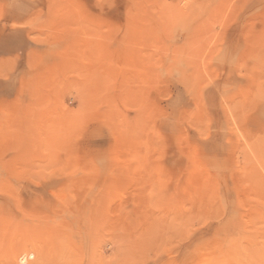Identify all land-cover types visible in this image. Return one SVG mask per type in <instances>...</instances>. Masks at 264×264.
<instances>
[{"label": "rangeland", "instance_id": "1", "mask_svg": "<svg viewBox=\"0 0 264 264\" xmlns=\"http://www.w3.org/2000/svg\"><path fill=\"white\" fill-rule=\"evenodd\" d=\"M263 170L264 0H0V264H264Z\"/></svg>", "mask_w": 264, "mask_h": 264}, {"label": "bare ground", "instance_id": "2", "mask_svg": "<svg viewBox=\"0 0 264 264\" xmlns=\"http://www.w3.org/2000/svg\"><path fill=\"white\" fill-rule=\"evenodd\" d=\"M262 165V164H261ZM252 167V166H251ZM254 167V166H253ZM264 171V170H263ZM263 175V174H262ZM258 177V176H257ZM261 179V178H260ZM263 179V178H262ZM250 180V179H249ZM258 182H257V184L259 183V180L258 179H256ZM251 181V180H250ZM264 181V180H263ZM263 181H260V182H262L263 183ZM256 184V183H255ZM256 186H258V185H256ZM259 186H261V185H259ZM263 186H264V183H263ZM257 188V187H256ZM262 188H264V187H262ZM261 188V189H262ZM257 189H259V188H257ZM262 192H264V191H262Z\"/></svg>", "mask_w": 264, "mask_h": 264}]
</instances>
